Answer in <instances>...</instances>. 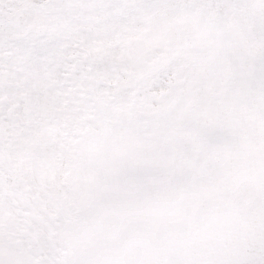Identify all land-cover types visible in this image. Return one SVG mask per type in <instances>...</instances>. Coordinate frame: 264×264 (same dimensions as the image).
<instances>
[{
    "label": "snow or ice",
    "instance_id": "1",
    "mask_svg": "<svg viewBox=\"0 0 264 264\" xmlns=\"http://www.w3.org/2000/svg\"><path fill=\"white\" fill-rule=\"evenodd\" d=\"M0 264H264V0H0Z\"/></svg>",
    "mask_w": 264,
    "mask_h": 264
}]
</instances>
